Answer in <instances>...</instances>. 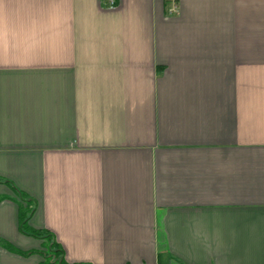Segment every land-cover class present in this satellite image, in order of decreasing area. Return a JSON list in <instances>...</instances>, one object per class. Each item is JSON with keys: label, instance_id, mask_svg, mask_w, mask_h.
Listing matches in <instances>:
<instances>
[{"label": "crops", "instance_id": "0c3cea01", "mask_svg": "<svg viewBox=\"0 0 264 264\" xmlns=\"http://www.w3.org/2000/svg\"><path fill=\"white\" fill-rule=\"evenodd\" d=\"M59 260L264 264V0H0V264Z\"/></svg>", "mask_w": 264, "mask_h": 264}, {"label": "trees", "instance_id": "16d2710c", "mask_svg": "<svg viewBox=\"0 0 264 264\" xmlns=\"http://www.w3.org/2000/svg\"><path fill=\"white\" fill-rule=\"evenodd\" d=\"M25 231L31 236H34V237H37V238H43L41 231L32 230V229H29V228H26ZM47 235H45L44 239H48V236H50V235H48V236ZM46 247H47V251H49V254L51 255L52 261H55V260H57V258L60 257L62 251L60 249H58V247H57V245L55 243L52 242L49 246H46ZM59 263L63 264V261L59 260Z\"/></svg>", "mask_w": 264, "mask_h": 264}, {"label": "built area", "instance_id": "2783aa9c", "mask_svg": "<svg viewBox=\"0 0 264 264\" xmlns=\"http://www.w3.org/2000/svg\"><path fill=\"white\" fill-rule=\"evenodd\" d=\"M105 1H106V3H107V5H108L109 8L114 7V5H115V0H105Z\"/></svg>", "mask_w": 264, "mask_h": 264}]
</instances>
